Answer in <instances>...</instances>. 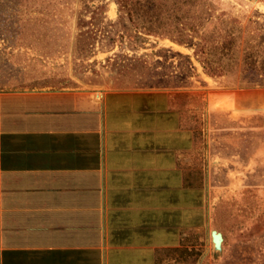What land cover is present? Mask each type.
<instances>
[{
    "label": "crops",
    "instance_id": "0c3cea01",
    "mask_svg": "<svg viewBox=\"0 0 264 264\" xmlns=\"http://www.w3.org/2000/svg\"><path fill=\"white\" fill-rule=\"evenodd\" d=\"M2 45L0 264L210 263L196 92L49 85L20 68L28 48ZM252 111L264 93L238 94Z\"/></svg>",
    "mask_w": 264,
    "mask_h": 264
},
{
    "label": "rangeland",
    "instance_id": "374dc122",
    "mask_svg": "<svg viewBox=\"0 0 264 264\" xmlns=\"http://www.w3.org/2000/svg\"><path fill=\"white\" fill-rule=\"evenodd\" d=\"M6 40L49 85L196 92L213 230L226 236L204 264H264V111L235 112L238 94L264 93V0H0Z\"/></svg>",
    "mask_w": 264,
    "mask_h": 264
},
{
    "label": "water",
    "instance_id": "95a60500",
    "mask_svg": "<svg viewBox=\"0 0 264 264\" xmlns=\"http://www.w3.org/2000/svg\"><path fill=\"white\" fill-rule=\"evenodd\" d=\"M211 239H212L214 251L216 252L221 251V245L223 241L222 235L217 231H212Z\"/></svg>",
    "mask_w": 264,
    "mask_h": 264
}]
</instances>
